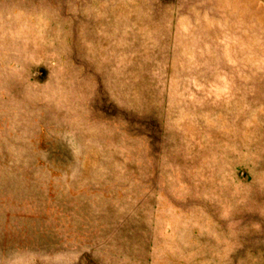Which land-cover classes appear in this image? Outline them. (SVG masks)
Returning a JSON list of instances; mask_svg holds the SVG:
<instances>
[{
    "label": "rangeland",
    "instance_id": "374dc122",
    "mask_svg": "<svg viewBox=\"0 0 264 264\" xmlns=\"http://www.w3.org/2000/svg\"><path fill=\"white\" fill-rule=\"evenodd\" d=\"M0 264H264V0H0Z\"/></svg>",
    "mask_w": 264,
    "mask_h": 264
}]
</instances>
